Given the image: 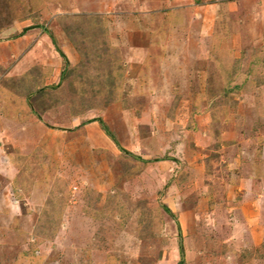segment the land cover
I'll use <instances>...</instances> for the list:
<instances>
[{
  "label": "rangeland",
  "instance_id": "rangeland-1",
  "mask_svg": "<svg viewBox=\"0 0 264 264\" xmlns=\"http://www.w3.org/2000/svg\"><path fill=\"white\" fill-rule=\"evenodd\" d=\"M84 1L0 0V264H264V0Z\"/></svg>",
  "mask_w": 264,
  "mask_h": 264
},
{
  "label": "crops",
  "instance_id": "crops-1",
  "mask_svg": "<svg viewBox=\"0 0 264 264\" xmlns=\"http://www.w3.org/2000/svg\"><path fill=\"white\" fill-rule=\"evenodd\" d=\"M75 1V0H74ZM73 0H63V2H66L70 7H73L74 5H80V6H82L83 4H87L88 5V3L86 2V1H84V0H78V1H76V3L74 2ZM48 4H50V6H54V7H57L56 6V3L55 4H52V3H48L47 2V5ZM89 4H91V5H95L94 7H96L97 8V10L100 8H103L101 5H99V4H103V2L101 1V0H97V1H94L93 3H89ZM154 4H156V3H154ZM46 5V6H47ZM57 5H58V3H57ZM104 5H106V3H104ZM112 6V7H111ZM89 7V6H88ZM142 7H144V9L146 10H149V7H148V4L147 3H143L142 2V4H141V9H142ZM107 8H110V9H107V11L108 12H110L111 13V16L110 17H127V14L126 13H129V12H127L126 10L129 8V6L128 5H126L125 3H121L119 0H116L115 2H110V5H107ZM47 9V12L49 11V9L48 8H46ZM69 9V8H68ZM132 10V9H131ZM133 10H135L134 12H136V13H138L139 11H137L136 9H135V7H134V9ZM143 10V9H142ZM126 12V13H125ZM143 12V11H142ZM153 12H155V11H153ZM109 14V13H108ZM157 14V13H156ZM107 15V14H106ZM149 15V14H148ZM94 16V15H93ZM129 17V16H128ZM147 17H149V16H147ZM73 45L70 43V42H67V41H65L64 43H63V49H64V52H65V47H68L67 49H69L70 50V48L72 47ZM66 49V50H67ZM67 52H69L68 50H67ZM66 52V53H67Z\"/></svg>",
  "mask_w": 264,
  "mask_h": 264
},
{
  "label": "trees",
  "instance_id": "trees-1",
  "mask_svg": "<svg viewBox=\"0 0 264 264\" xmlns=\"http://www.w3.org/2000/svg\"><path fill=\"white\" fill-rule=\"evenodd\" d=\"M59 55L64 59V62H65V66H68V63L66 61V57L64 56V54L60 51V50H57ZM104 132L106 133V135L112 139L114 141V137L113 135L107 131L106 128H104ZM164 211L169 214L173 219H174V215L172 214V212L167 208V207H163ZM179 253H180V260L178 262V264H184V250H183V244H182V241H181V236L179 237Z\"/></svg>",
  "mask_w": 264,
  "mask_h": 264
}]
</instances>
